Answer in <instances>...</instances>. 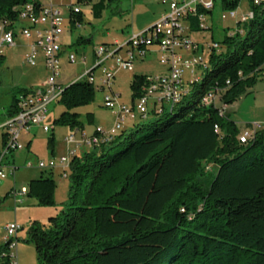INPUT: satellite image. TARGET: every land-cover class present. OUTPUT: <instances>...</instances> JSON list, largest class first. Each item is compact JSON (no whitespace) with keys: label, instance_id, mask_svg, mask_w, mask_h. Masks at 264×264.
Wrapping results in <instances>:
<instances>
[{"label":"trees","instance_id":"obj_1","mask_svg":"<svg viewBox=\"0 0 264 264\" xmlns=\"http://www.w3.org/2000/svg\"><path fill=\"white\" fill-rule=\"evenodd\" d=\"M28 2L37 3L0 0V26L16 21ZM239 2L220 4L223 11H235ZM104 9L101 0L94 16L100 18ZM252 11L253 18L238 23L242 33L216 42L223 51L211 49L210 68L180 103L73 158L64 208L47 226L34 222L29 228L38 264H264V129L241 143L229 115H221L219 105L202 103L217 89L221 103L233 105L255 85V72L264 70V8ZM71 18L72 28L82 23L81 13ZM191 30H202L195 18ZM3 63L0 55V67ZM143 79L135 77L133 99ZM26 91L14 94L9 118ZM95 95L85 78L66 87L57 101L64 112L54 125L82 131L74 110L93 103ZM86 119L94 123L92 113ZM144 129L148 133L139 135ZM5 145L6 135L1 148ZM208 165L215 166L214 173ZM55 187L50 170L29 182L27 196L51 206ZM6 251L4 244L0 255ZM1 261L9 264L8 258Z\"/></svg>","mask_w":264,"mask_h":264},{"label":"rangeland","instance_id":"obj_2","mask_svg":"<svg viewBox=\"0 0 264 264\" xmlns=\"http://www.w3.org/2000/svg\"><path fill=\"white\" fill-rule=\"evenodd\" d=\"M58 3L63 6L65 24L63 26L69 31L70 10L72 6L80 9L82 14V24L76 27L72 32V38L64 36V39L72 40L75 46L72 47L73 53L76 55V62L69 63L67 58H63L61 75L59 81L63 88L68 87L74 81L80 79L86 67L90 66L93 61V51L100 46H112L116 43L124 46L133 33H137L157 22L160 18L158 10L163 7L162 0H105V9L101 17L96 18L93 13V6L101 0H93L91 4L78 5L77 0H42ZM252 6L250 0H240L238 8L235 10L236 18L222 20L223 10L220 0L216 1V7L212 14L206 15V25L210 30L192 31L191 37L194 43L204 48L202 58L207 68H210V51L211 46L216 42H221L225 36L241 33L242 29L238 26L240 17L251 12ZM63 18V19H64ZM80 38L91 40L89 43H81ZM25 40V39H24ZM23 43V40L21 42ZM219 52L223 51L221 45ZM210 48V49H209ZM155 48H153L154 50ZM183 55H191V51L183 50ZM26 49L24 47L4 48V63L0 67V89L2 92L0 104L9 103V86L24 77L28 84L38 85L44 82L49 73L45 69L43 63H39L37 67H31L24 63ZM84 57L86 58L84 60ZM115 73L114 92L121 95L120 100L125 105H131L132 84L135 77L157 76L167 73V68L159 62V55L150 54L145 61L135 60L133 72L118 69L111 66ZM206 68L199 67L195 70V75L189 71L184 73V81L192 79H202ZM96 74V84L100 78ZM194 77V78H193ZM96 95L93 103L88 106L74 110L80 116L81 122L84 123L86 133L88 135L93 128L100 125L104 130L113 128L114 117L111 112L104 106V98L112 96L111 90L106 88L101 91L95 86ZM207 96V95H206ZM205 96V97H206ZM64 112V108L54 102L49 107V123L54 128L52 132L45 133L39 127L33 126L30 129L31 139L34 140L29 147L26 140L22 137L25 148L13 151L4 158L5 171L7 178L0 180V250L3 246L5 228L10 223H17L21 228L19 230V245L17 264H38V255L33 243L29 241V228L34 222L41 226H47L49 219L55 217L64 208L68 201V193L70 183L68 179L63 177L64 169L60 166L53 169V179L56 187L54 191V204L51 206H40L36 199L27 195L22 203L15 202L14 197L9 195L12 190H20L23 185L28 187L32 180L39 179L41 176L47 177L50 170H42L39 168H26L28 161H47L49 157L55 156L60 158L66 156L68 150H74V144L69 146L67 137L74 134L76 141H81V133L72 131L68 127L55 126L54 121ZM95 115V122L92 125L87 123V114ZM4 115L2 112L1 115ZM225 114L229 115L230 121L234 122L239 131V136L245 132L251 131L250 126L260 124L264 126V77L259 76L257 82L251 88L239 95L238 100L227 108ZM128 125V121L124 122V126ZM110 128V129H109ZM2 129V128H1ZM0 129V155H3L2 131ZM148 133L147 129L139 132V135ZM53 138V140L51 139ZM86 151H90V147H86ZM81 149H78V155ZM210 171L215 172V166L210 165ZM17 168L15 176L10 175V170ZM68 173V171H67ZM10 190V191H9Z\"/></svg>","mask_w":264,"mask_h":264},{"label":"built area","instance_id":"obj_3","mask_svg":"<svg viewBox=\"0 0 264 264\" xmlns=\"http://www.w3.org/2000/svg\"><path fill=\"white\" fill-rule=\"evenodd\" d=\"M216 1L163 0L162 3L168 5L167 12L153 25L133 33L124 46L115 44L96 48L94 51L95 62L82 78L87 79L98 89L104 91L108 88L111 90L112 96L104 98V106L114 117L112 130L106 131L97 127L91 136H84L80 142L76 141L75 135L72 133L67 137V143L69 146L74 144V150L69 149L67 155L60 158H51L47 161H28L26 168L53 170L60 166L64 169L63 177L67 179V170L73 158L77 157L78 149L81 146L94 149L109 144L124 130V122L128 119L136 122L148 121L153 115L161 114L165 110H170L174 104L180 103L189 92L190 85L199 81V78L192 79L189 84L185 85L183 80L185 71H191L193 74L199 67L207 68V64L204 63V59L199 53L200 46L194 43L190 37L191 20L195 18L202 30H208L206 15L214 11ZM250 3L252 7L264 8V0H250ZM200 11L202 12L200 13ZM71 12L73 15H77L80 13V9L73 6ZM228 16L236 18L237 14L235 11H223L222 20L227 19ZM253 16L251 9V12L240 17L238 23L242 24ZM59 18H64L60 6L28 2V4L19 7V16L16 21H5L0 28V33H6V41H0V55H3L5 47L15 45V37L20 32L27 40H31L29 53L25 56V63L36 67L37 56L42 54L44 66L49 73L44 83L39 87L28 89L18 96V113L2 126L6 135V145L0 159V180H4L8 176L3 162L7 154L25 148L22 142L24 134H29L33 126L41 128L45 133H49L52 129L49 123V107L58 101L65 90L58 83L61 74L60 53L63 50L61 37L65 31L64 26H59ZM20 21L27 22L28 26H18ZM151 48L158 50L159 62L167 68V73L144 76L139 87V96L134 105L127 106L120 103V95L112 90L115 73L109 62L118 69L133 72L135 60L145 57ZM210 48L220 49L216 43ZM120 50L123 53L120 54ZM180 50H191V57L185 58L184 62H177ZM68 60L72 64L75 63L76 55L69 53ZM97 72H100L101 75L100 85L96 84ZM255 75L264 77V70L256 71ZM227 84L230 85V82ZM202 103H209V108L211 105H219L221 115H224L229 107V105L221 103L220 90L217 89L209 93L208 97L203 98ZM250 128L251 131L239 136L241 143H247L253 139L258 131L264 129V126L253 124ZM215 129L218 132L217 126ZM210 168L208 165L206 170L210 171ZM16 170L17 168L11 169L10 175L15 176ZM27 193L28 187H22L20 190L13 189L10 195L14 197L15 202L22 203ZM20 229L17 223L6 225L4 244L7 245V251L0 255V264L3 258H8L9 264H17L16 238Z\"/></svg>","mask_w":264,"mask_h":264},{"label":"crops","instance_id":"obj_4","mask_svg":"<svg viewBox=\"0 0 264 264\" xmlns=\"http://www.w3.org/2000/svg\"><path fill=\"white\" fill-rule=\"evenodd\" d=\"M163 1V0H162ZM36 2L37 3H39V4H41V5H47V4H53V5H57V6H60L61 7V9H62V12H63V17H64V9H63V6L61 5V4H58V3H52V2H48L47 3V1L45 2V1H42V0H36ZM221 3V2H220ZM162 4V6L163 7H161L159 10H158V16H159V18H161L162 16H163V14H165L166 12H167V10H168V5L167 4H163V3H161ZM72 7V6H71ZM71 7L69 8V10H70V17L73 15L72 14V12H71ZM80 13H81V11H80ZM79 13V14H80ZM212 14V13H211ZM65 18H64V24H65ZM70 27H69V31L67 32V30H66V28L64 27V29H65V31H64V33H63V35H62V37H61V43H62V46H63V50L61 51V53H60V63H61V70H62V62H63V58L65 57V58H67L68 59V54L69 53H73V51H72V48L70 47L73 43H75L74 41H72V40H68L67 38H65L64 39V36L65 37H67L68 36V38H72V32H73V30H75L76 29V27H80L81 26V24H78V23H76L75 24V26H74V28H72V18H70ZM191 25H192V20H191ZM18 26H28V23L27 22H24V21H20L19 23H18ZM43 29H44V27H43ZM144 30V29H143ZM208 30H210V28L208 27ZM142 31V30H141ZM191 32H192V30H191ZM190 37H191V33H190ZM192 38V37H191ZM25 39V40H24ZM21 40H23V43H24V45L22 44V43H19V42H21ZM89 41V40H88ZM30 44H31V40H27L25 37H23L21 34H20V32H18L17 33V35H16V37H15V45L14 46H10V47H16V48H21V47H24L25 49H26V54H28L29 53V50H30ZM117 44V43H116ZM113 46V45H112ZM95 51V50H94ZM94 51H93V61H92V63H91V65L90 66H88V67H86V69L84 70V73L87 71V70H89L92 66H93V64H94V62H95V56H94ZM203 51H204V48L202 47V46H200V51H199V53H200V55H203ZM120 54L121 53H123L122 52V50H120V52H119ZM150 54H155V55H159V52H158V50L155 48L154 50H153V48H151V49H149V51L147 52V54H146V56L145 57H139V58H137V60H141V61H145L147 58H148V56L150 55ZM3 55H4V53H3ZM86 58L84 57V60H85ZM68 62H69V60H68ZM24 63H25V61H24ZM39 63H43V65H44V60H43V56H42V54H39L38 56H37V66H38V64ZM70 63V62H69ZM109 65L110 66H112V63L111 62H109ZM36 66V67H37ZM45 67V66H44ZM46 69V68H45ZM191 74H192V72L191 71H189ZM84 73H83V75H84ZM96 74H98V78H100L101 77V75H100V72H97ZM165 74V73H164ZM61 75V74H60ZM82 75V76H83ZM161 75H163V74H161ZM195 75V71H194V73L192 74V76H194ZM60 77V76H59ZM82 78V77H81ZM80 78V79H81ZM194 78V77H193ZM198 79V78H197ZM79 80V79H78ZM115 80L116 79H114V85H115ZM183 80H184V76H183ZM58 81H59V79H58ZM77 81V80H76ZM191 81V80H190ZM190 81H184V83H185V85H187V84H189V82ZM75 82V81H74ZM73 82V83H74ZM100 82V81H99ZM42 83H44V82H41V83H39L38 85H33V84H28L26 81H25V78L24 77H22V78H19L18 79V81H16V82H14V83H12L10 86H9V88H8V92H9V95H10V97H9V103H8V105H7V103L5 104V105H2L1 106V104H0V129L2 128V126L10 119L9 118V116H8V111H9V109H10V107H11V105H12V102H13V96H14V94L16 93V92H18L19 90H22V89H25V90H28V89H33V88H37V87H39ZM59 84H60V82H59ZM61 85V84H60ZM114 85H113V88H112V90H113V92H114ZM95 87V86H94ZM101 90V89H100ZM101 91H103V90H101ZM1 96H2V92H1V89H0V100H1ZM120 97H121V95H120ZM135 100L136 99H131V105L130 104H128L127 106H133L134 105V103H135ZM120 101V103H123V102H121V100H119ZM124 104V103H123ZM4 113V115L2 114L1 115V113ZM128 121V125L127 126H124V130H131L132 129V127L136 124V123H139V122H136V121H133V120H131V119H128L127 120ZM94 122H95V115H94ZM51 125V124H50ZM52 126V125H51ZM53 127V126H52ZM98 127H101L100 125H98ZM97 128V127H96ZM102 129H104L103 127H101ZM39 129H41V128H39ZM54 128H52L51 129V131L50 132H52V130H53ZM110 129V128H109ZM42 130V129H41ZM110 130H112V129H110ZM110 130H107V131H110ZM1 131H2V140H3V136L5 135V132H4V130L3 129H1ZM43 131V130H42ZM76 131V130H75ZM74 131V132H75ZM94 131H95V128H93V130H91L90 132H89V134L88 135H85V133H86V129H85V127H84V129L82 130V131H79L80 133H81V137L83 138L84 136H86V137H89V136H91L93 133H94ZM44 132V131H43ZM49 132V133H50ZM23 139H25L26 140V142H27V144H30L29 145V147L31 146V144H32V142L34 141V140H32L31 139V136H30V133L29 134H24L23 135ZM25 146V145H24ZM1 147H2V145H1ZM79 149H81V152L79 153V155H81V154H83V153H85V152H87L86 150V147L85 146H81ZM2 150H3V148H2ZM77 156H78V153H77ZM1 157H2V155H0V159H1ZM51 158H56L55 156H53V157H49L47 160H49V159H51ZM3 162H4V160H3ZM22 187H27L26 185H23ZM14 189H15V187H14ZM10 190H13L12 188L10 189ZM9 190V191H10ZM9 195H10V193H8ZM23 201H24V198H23ZM22 201V202H23ZM16 223V222H15ZM19 231H18V233H17V249H16V253H17V256H18V245H19ZM3 245H4V241H3Z\"/></svg>","mask_w":264,"mask_h":264},{"label":"bare ground","instance_id":"obj_5","mask_svg":"<svg viewBox=\"0 0 264 264\" xmlns=\"http://www.w3.org/2000/svg\"><path fill=\"white\" fill-rule=\"evenodd\" d=\"M18 16H19V14H18ZM246 21H248V20H246ZM63 24H64V19L63 18H59V26H63ZM0 28H2V25L0 26ZM0 41H6V33H0ZM189 51H191V50H189ZM182 53H183V50H180L179 51V54L177 55V62H184L185 61V58H190L191 57V55L185 56ZM208 95L206 97H208ZM205 104L206 105H209V103H205ZM175 105L176 104H174V106Z\"/></svg>","mask_w":264,"mask_h":264}]
</instances>
